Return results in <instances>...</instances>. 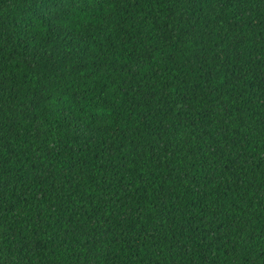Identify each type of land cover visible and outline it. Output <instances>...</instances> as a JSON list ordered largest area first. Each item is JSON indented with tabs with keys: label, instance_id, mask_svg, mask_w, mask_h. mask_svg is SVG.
I'll list each match as a JSON object with an SVG mask.
<instances>
[{
	"label": "trees",
	"instance_id": "obj_1",
	"mask_svg": "<svg viewBox=\"0 0 264 264\" xmlns=\"http://www.w3.org/2000/svg\"><path fill=\"white\" fill-rule=\"evenodd\" d=\"M0 264H264V0H0Z\"/></svg>",
	"mask_w": 264,
	"mask_h": 264
}]
</instances>
